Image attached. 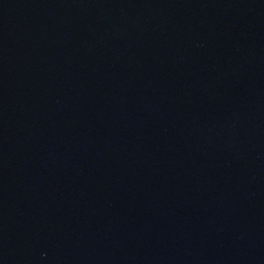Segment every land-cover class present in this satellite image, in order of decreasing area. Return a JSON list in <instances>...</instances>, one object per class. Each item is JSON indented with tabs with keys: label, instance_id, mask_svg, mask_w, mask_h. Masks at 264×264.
I'll return each mask as SVG.
<instances>
[{
	"label": "water",
	"instance_id": "95a60500",
	"mask_svg": "<svg viewBox=\"0 0 264 264\" xmlns=\"http://www.w3.org/2000/svg\"><path fill=\"white\" fill-rule=\"evenodd\" d=\"M0 264H264V0H0Z\"/></svg>",
	"mask_w": 264,
	"mask_h": 264
}]
</instances>
